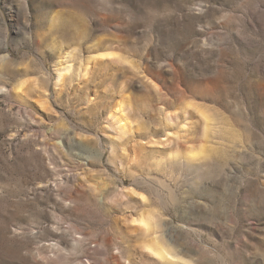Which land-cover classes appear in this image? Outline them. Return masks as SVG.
I'll list each match as a JSON object with an SVG mask.
<instances>
[{
  "label": "rangeland",
  "instance_id": "1",
  "mask_svg": "<svg viewBox=\"0 0 264 264\" xmlns=\"http://www.w3.org/2000/svg\"><path fill=\"white\" fill-rule=\"evenodd\" d=\"M0 264H264V0H0Z\"/></svg>",
  "mask_w": 264,
  "mask_h": 264
},
{
  "label": "bare ground",
  "instance_id": "2",
  "mask_svg": "<svg viewBox=\"0 0 264 264\" xmlns=\"http://www.w3.org/2000/svg\"><path fill=\"white\" fill-rule=\"evenodd\" d=\"M158 255H160V254H158Z\"/></svg>",
  "mask_w": 264,
  "mask_h": 264
}]
</instances>
